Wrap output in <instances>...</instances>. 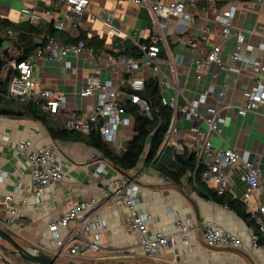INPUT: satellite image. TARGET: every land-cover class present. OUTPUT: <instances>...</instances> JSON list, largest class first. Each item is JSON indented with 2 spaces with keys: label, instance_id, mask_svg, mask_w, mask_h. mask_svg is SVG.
Here are the masks:
<instances>
[{
  "label": "crops",
  "instance_id": "1",
  "mask_svg": "<svg viewBox=\"0 0 264 264\" xmlns=\"http://www.w3.org/2000/svg\"><path fill=\"white\" fill-rule=\"evenodd\" d=\"M160 2L164 5L176 2L186 4L187 0ZM26 6L42 15L44 11H50L49 15L44 14L36 24L64 22L63 29L56 31L54 37L62 44L76 45L73 42L81 33L85 34L87 39L97 38L104 42L103 50H93L82 42L78 43L102 54L94 63L84 55L67 57L65 60L72 63L74 74L65 69L61 62L49 61L44 53L33 72V78L39 88L49 87L67 98V110L55 116L50 115L52 123L59 130L69 134L85 135L90 131L79 133L64 127L66 114L72 110L80 113L93 110L95 100L79 96L86 80L92 76L101 81L109 80L115 88L127 92L124 88H129L126 84L128 76L118 59L132 53L136 43L148 41L153 29L151 14L147 7L136 6L131 0H89L87 10L80 19L69 18L65 4L55 7L40 0H0V19L13 23L27 22L20 14V10ZM229 7L235 8L230 28L232 36L223 40L219 28L215 26V20ZM109 12L114 13L112 24L121 32L117 37H111L103 31L102 19ZM186 12L190 15V23L185 29L181 25L178 26L174 17L163 23L167 36L160 42V69L154 71L140 65L133 77L143 82L156 80L161 97L166 100L176 98L179 108L194 104L205 115L208 107L231 106L220 113L221 133L212 135L210 141L215 148L236 150L244 161L258 162L264 192V105L254 113L243 117L237 115L238 107L244 103L243 93L250 90L254 84L251 62L259 60L264 66V5H251L249 0H196L194 6H186ZM238 31L242 32L245 38L241 58L235 67H228L235 42L234 35ZM215 45L221 48L223 70L216 64L197 63L202 62ZM5 48L6 43L0 47V52ZM141 59L142 57L137 60ZM222 88H225V93L220 101L219 93ZM194 125L195 122L185 119L179 111L175 113L172 110L170 127L177 128L178 133L165 137L157 153L156 159L163 167L176 170L178 165L175 155H182L184 152L195 153L202 137L191 132ZM132 126L121 129L119 139L113 145L102 143L115 153L122 152L126 144L124 138L128 137L130 140L133 137ZM199 128L201 132H205L204 124H199ZM93 129L95 128L91 130ZM4 137L7 140L0 142V177H3L0 182V201L13 194L14 199L25 200L26 204L19 207L18 216L9 224L7 220L11 216L10 209L7 205L0 204V228L25 248L31 246L50 256H57L60 263L98 264V260H101L104 264H113L121 257L139 261L148 259L150 264H264V251L251 250L249 247L246 225L232 211L200 197L189 173L183 176L178 184H174L150 165L145 166V155L134 169L121 173L94 149L80 142L54 141L44 126L27 118L0 116V139ZM24 140L30 141L35 148L47 147L56 142L60 150L59 158L63 164L64 179L61 183L46 188L38 204L30 197V175L26 155L17 150L18 143ZM93 152L98 154L97 160L90 158ZM206 161L212 162L213 158L209 157ZM98 162L103 163L105 169L100 178L94 181L92 174ZM117 178L126 183L134 181L139 186L138 208L155 219L149 225L151 232L175 235V216L170 210L177 212L182 221L193 220L195 229L189 236V244H178L179 256L176 261L169 251L160 252L156 260H153L135 250H129L134 244V238L125 226L124 210L108 206L100 208L101 217L106 223L102 236L103 252L96 255L80 252L70 256L65 250L58 256L59 250L48 231L49 225L80 202L90 199L103 200L104 187ZM17 185H20V189L13 193ZM206 187L214 191L211 186ZM243 193V183L236 181L235 187L226 194L242 202L247 212L252 215L257 212L259 201L256 197L245 199ZM212 220L238 236L243 247L238 250H226L205 246L200 228L204 222ZM76 226L77 223L71 227L76 229ZM0 256V264L28 263L6 254L1 248Z\"/></svg>",
  "mask_w": 264,
  "mask_h": 264
},
{
  "label": "built area",
  "instance_id": "2",
  "mask_svg": "<svg viewBox=\"0 0 264 264\" xmlns=\"http://www.w3.org/2000/svg\"><path fill=\"white\" fill-rule=\"evenodd\" d=\"M45 3L53 4L55 7L65 4L68 8L69 18L80 19L87 10L89 0H40ZM136 6L147 7L152 18L153 29L151 30L147 42L136 43L137 50L141 53L142 59L137 60L127 56H120L118 62L122 66L125 74L128 76L126 84L131 93L124 92L115 88L111 81H101L98 77L92 76L86 80L84 88L79 92V96L84 99H94L95 105L91 112L69 111L64 118V127L67 130L87 133L92 128L98 130L101 141L106 145H113L119 139L121 129H128L132 126V118L129 116L123 106L124 102L136 105L148 117L150 116L146 103L138 95L144 88L143 80L134 78V73L140 68V65L146 68H152L154 71L160 69V42L167 36L164 21L174 17L178 26L187 28L190 23V15L186 12V6H194L196 0H187L186 4L181 2L164 5L160 0H131ZM251 5H264V0H249ZM20 14L24 16L31 25L40 21L42 16L49 15L50 11H44L39 14L23 7ZM235 14V8L229 7L223 11L215 20V26L219 28L220 37L227 40L230 34L231 22ZM115 18L114 13L109 12L103 19V31L111 37H117L121 34L120 30L112 24ZM64 22H53V29L62 30ZM2 26L0 25V30ZM8 35L12 33L8 31ZM235 42L232 47V53L229 58L228 67H235L240 61L242 47L244 44V35L238 31L234 35ZM46 44L42 50L37 51L32 57L20 62H12L7 65L12 71V79L8 85L7 92L3 95L6 98H14L19 102H28L42 99L45 101L46 112L49 115H58L61 111L67 110V98L64 94H59L55 90L44 87L39 88L33 78V72L40 61L42 53L46 54L49 61L61 62L65 69L75 73L72 63L66 61L67 57H76L84 55L87 60L94 63L100 51H93L86 48L83 44L69 45L62 44L54 38H46ZM221 48L219 45L212 46L205 59L198 64H216L223 70L224 64L220 58ZM250 69L254 77V84L250 90L243 93L244 103L238 107L237 115L245 116L248 113L256 112L264 105V66L259 60H253ZM199 78V76H198ZM225 88L219 93V100L222 101ZM164 106H168L176 112L179 111L187 120L196 123L191 128V132L201 135L202 142L195 150L197 161L196 169L199 166L204 167L201 175L202 182L211 186L218 195H224L235 183L242 182L244 186L243 197L251 199L256 197L259 201L257 212L252 214L259 233L264 235V192L261 186V169L259 163H250L242 160V156L231 148H215L210 137L219 135L221 127L219 123L222 110L231 108V106L208 107L203 115L196 105H190L186 108H179L176 98L166 100L161 98ZM205 125V132H201L199 124ZM132 131V130H131ZM178 133L177 128L170 127L165 137ZM7 140L1 138L0 142ZM18 152L26 155L30 175V197L38 204L43 191L64 179L63 164L60 161V150L56 142L43 148H35L28 140H24L17 145ZM98 154L93 152L90 158L97 160ZM212 157V162L206 159ZM105 165L98 162L92 178L98 179L104 173ZM3 177H0V182ZM20 185L14 187L13 193H17ZM13 195V194H12ZM12 195L5 196L0 204L7 205L11 216L7 223H12L18 216L20 206L26 204L25 200H16ZM139 186L134 182H124L121 178L114 179L104 187V198L101 201L90 199L83 201L69 208L65 214L56 222L48 227L54 243L59 250L58 256L63 251L68 255L75 256L80 252H88L96 255L103 252L102 236L106 229V223L101 217L100 208L104 206L116 207L124 210L125 226L133 235L134 244L129 250H135L153 260H156L158 254L163 251H169L174 255V261L178 259V244L187 246L189 236L194 231L193 220L182 221L178 218L177 212L170 210L175 216L174 226L176 233L165 234L161 232H151L149 225L155 221L154 217L138 208ZM77 223V228L71 226ZM202 241L208 248H222L226 250H238L243 247L242 240L235 234L222 228L214 220L206 221L200 228ZM249 247L251 250L264 251L262 246L258 245V234L252 229L247 228ZM179 239L177 241V238ZM1 258V256H0Z\"/></svg>",
  "mask_w": 264,
  "mask_h": 264
},
{
  "label": "trees",
  "instance_id": "3",
  "mask_svg": "<svg viewBox=\"0 0 264 264\" xmlns=\"http://www.w3.org/2000/svg\"><path fill=\"white\" fill-rule=\"evenodd\" d=\"M0 47L6 43V48L0 52V116L11 118H27L39 122L45 127L49 136L54 141L80 142L89 148L94 149L102 158L109 161L119 172L125 173L134 169L144 158V165L156 169L162 176L174 184L187 173L194 184L196 192L200 197L213 204L222 206L232 211L247 228L258 234V245L264 248V235L259 233L252 215L247 212L245 205L230 194L218 196L214 191L209 190L201 180L203 167H196V159L193 153L175 155L178 165L176 170L163 167L156 159L157 153L163 144L165 135L170 127L172 110L161 102L159 84L156 80L144 82V88L138 95L146 103L150 116L148 117L136 105L129 102L123 103L126 113L132 118L133 137L124 145L120 153L113 152L106 147L97 129L90 130L85 135L68 133L59 130L51 121L50 115L46 112L45 101L42 99L28 102H19L3 95L7 92L8 85L12 79V71L7 65L12 62H20L31 57L35 52L40 51L46 44V38H54L56 30L53 29V22L31 25L28 22L13 23L6 19H0ZM8 31L12 33L8 35ZM82 42L86 47L93 50H103L104 42L97 38L87 39L85 34L74 41V44ZM126 56L140 59L141 53L135 48L132 53ZM131 93L130 88H124ZM148 142L147 151L145 149Z\"/></svg>",
  "mask_w": 264,
  "mask_h": 264
},
{
  "label": "water",
  "instance_id": "4",
  "mask_svg": "<svg viewBox=\"0 0 264 264\" xmlns=\"http://www.w3.org/2000/svg\"><path fill=\"white\" fill-rule=\"evenodd\" d=\"M0 248L6 254L18 257L30 264H80L75 262L60 263L57 256H50L31 246L25 248L2 228H0Z\"/></svg>",
  "mask_w": 264,
  "mask_h": 264
},
{
  "label": "rangeland",
  "instance_id": "5",
  "mask_svg": "<svg viewBox=\"0 0 264 264\" xmlns=\"http://www.w3.org/2000/svg\"><path fill=\"white\" fill-rule=\"evenodd\" d=\"M128 140H129L128 137L124 138L125 143H127ZM147 148H148V142L146 143V147H145L146 151H147ZM119 258L120 259L118 261L114 262L113 264H150V262H151L148 259H146L145 261H139V260L128 259V258H121V257H119ZM98 261H99L98 264H100V262L102 264H104L103 261H101V260H98ZM97 262H95V263H97ZM27 264H29V263H27Z\"/></svg>",
  "mask_w": 264,
  "mask_h": 264
}]
</instances>
